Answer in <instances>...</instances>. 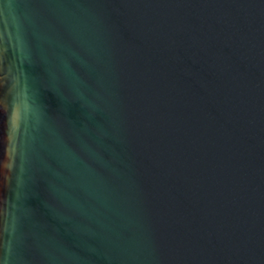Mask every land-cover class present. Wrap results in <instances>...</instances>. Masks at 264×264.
Instances as JSON below:
<instances>
[{
  "label": "water",
  "instance_id": "obj_1",
  "mask_svg": "<svg viewBox=\"0 0 264 264\" xmlns=\"http://www.w3.org/2000/svg\"><path fill=\"white\" fill-rule=\"evenodd\" d=\"M0 264H264V0H0Z\"/></svg>",
  "mask_w": 264,
  "mask_h": 264
}]
</instances>
